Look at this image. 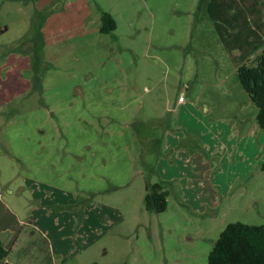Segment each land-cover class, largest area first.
Returning a JSON list of instances; mask_svg holds the SVG:
<instances>
[{"label":"rangeland","instance_id":"obj_1","mask_svg":"<svg viewBox=\"0 0 264 264\" xmlns=\"http://www.w3.org/2000/svg\"><path fill=\"white\" fill-rule=\"evenodd\" d=\"M47 1L0 0V30L8 29L0 44H9L0 55L32 32ZM83 1L68 0L69 21L76 10L87 14ZM89 1L115 17V40L107 41L133 67L47 106L34 94L0 106V230L14 231H0L11 251L0 264H208L228 224L264 223V132L254 129L257 109L237 77L258 54L250 40L264 28V0H208L202 11L200 0ZM6 87L0 100L22 91ZM182 95L188 112L177 105ZM170 128L183 129V174L171 179L167 211L151 214L141 164L153 161L150 134ZM50 197L75 201L82 233L64 234ZM49 235L60 239L56 255Z\"/></svg>","mask_w":264,"mask_h":264},{"label":"crops","instance_id":"obj_2","mask_svg":"<svg viewBox=\"0 0 264 264\" xmlns=\"http://www.w3.org/2000/svg\"><path fill=\"white\" fill-rule=\"evenodd\" d=\"M54 1L55 0L47 1L41 6L38 16L33 19L32 32L28 34L27 37L17 38L19 40L16 41V48L13 45L7 50V52L4 51L3 55H0V62H3L1 72L3 73L5 71V78L3 74H0V81L2 82V84H0V93L3 87H6V83H8L6 87L8 90L12 86L22 90L14 95L8 96L6 100H3L2 98L0 100V106L2 104L4 105L14 102L19 96L27 99L29 98L26 97L27 94L28 96L30 94L38 95V103L47 106V104L50 105V103L59 102L61 99L71 98L72 95H79L83 92H90L96 88H103L102 86L106 85V82L107 84L113 82V78L116 76L121 77L122 74L127 73V71L133 67L131 55L127 56V53H125L122 46L114 47V45L107 41L109 37H111L113 41L115 40L113 37H115L116 31L110 35L102 34L100 32V13L101 11H105L104 9H102L99 5L95 8L89 0H85L82 3L85 4L86 7L88 6L87 14L83 15L84 12L82 13V11L79 10V12L76 10L75 19L73 21H69L67 18V5L69 2L66 0L63 6L62 4H59L58 11L60 12H58V15H56V13H51L48 15L46 14L45 16V10L49 9ZM42 19L43 21L41 22ZM261 29L262 30H260L252 39L250 38L251 47L256 48L257 46L264 44V28ZM7 31L8 29L5 28V30H0V33L2 34ZM38 34H40L44 40L43 52L46 65L43 67L42 72V89L41 91H34V84L32 80V41ZM4 45L7 46L9 44L1 43L0 47H3ZM66 51L69 52V55L66 54ZM106 55L107 58H101L106 57ZM62 56H65V58H62ZM9 73L13 76L17 75L16 78L12 79V82L8 80L7 75ZM2 77L3 79L1 80ZM8 90L6 92L10 95L11 93ZM24 94L25 96H23ZM177 105L179 106L181 112H188V110L192 108V105L187 103L185 98L184 101L178 100ZM207 113L208 116L211 117V111ZM256 126L257 127L254 128L255 130L259 128L258 124ZM130 127H135V124L131 123ZM237 129L238 128L236 127V130ZM182 130V128H170L166 129L165 132L159 131L157 133L150 134V143L152 146L151 153L154 155L153 161H143L141 164L142 168L154 165L156 171L154 177H158V180L167 182L169 186H171L173 179H175L179 174H183L182 170L179 171V167H181L180 163L185 161L182 160V155L185 156L187 153L184 152V150H179V136L182 134L177 132ZM242 131L238 132L240 137L243 133ZM256 132L258 133V130H256ZM186 134L183 133V135ZM155 136L158 138L154 139ZM165 138H167V144L163 149L162 145ZM240 142H244V140L239 139L238 150L241 145ZM201 145V150H204V143ZM197 146L200 148L199 145ZM185 158L186 157H184V159ZM225 188L226 185L223 189L225 190ZM220 192L221 190L219 193ZM49 200L52 203L51 207L58 209L56 212L50 214V216L54 217V221L56 218H60V224L68 226V231L64 234H68L72 237V233L83 232V228L85 227L84 224L86 222L85 219L84 221L82 219V223L80 224L79 222L81 220L76 222L75 218L77 216L74 212H71V208L75 206V201L68 198L67 202V199L63 198L56 202L54 201V198L51 197ZM64 211H69L66 213V216L62 215ZM35 213L39 212L36 211ZM43 223V221L40 223L41 226ZM46 225L48 226V234L51 230L49 229V224ZM11 229V227H2L0 231H2V235L3 233H6L14 236V233H12L14 231ZM53 240L54 239L49 235V241L51 243V247H53V254L56 255L57 252L54 250L55 246L60 245L61 243L58 237L54 243Z\"/></svg>","mask_w":264,"mask_h":264},{"label":"trees","instance_id":"obj_3","mask_svg":"<svg viewBox=\"0 0 264 264\" xmlns=\"http://www.w3.org/2000/svg\"><path fill=\"white\" fill-rule=\"evenodd\" d=\"M208 0H200L198 11L204 10ZM43 19L41 20V22ZM100 32L113 34L117 29L114 17L105 11L100 13ZM42 25V24H41ZM33 42L32 80L33 90L42 89V72L46 65L44 58V40L38 34ZM258 53L252 63H244L237 68V77L244 90L257 109L256 121L264 132V45L257 46ZM144 170L145 195L143 204L145 210L151 214H161L168 209L170 186L163 180L153 181L156 173L155 166H147ZM264 172V161L261 164ZM10 246L0 239V263L10 256ZM208 264H264V223L248 225L241 222L230 223L226 226L208 257Z\"/></svg>","mask_w":264,"mask_h":264},{"label":"built area","instance_id":"obj_4","mask_svg":"<svg viewBox=\"0 0 264 264\" xmlns=\"http://www.w3.org/2000/svg\"><path fill=\"white\" fill-rule=\"evenodd\" d=\"M179 101H184V95L180 96Z\"/></svg>","mask_w":264,"mask_h":264}]
</instances>
